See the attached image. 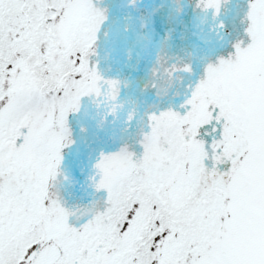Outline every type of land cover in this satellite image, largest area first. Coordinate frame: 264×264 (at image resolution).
Masks as SVG:
<instances>
[{
    "label": "snow or ice",
    "instance_id": "1",
    "mask_svg": "<svg viewBox=\"0 0 264 264\" xmlns=\"http://www.w3.org/2000/svg\"><path fill=\"white\" fill-rule=\"evenodd\" d=\"M0 264H264V0H0Z\"/></svg>",
    "mask_w": 264,
    "mask_h": 264
}]
</instances>
